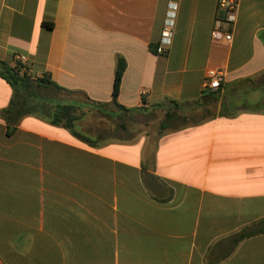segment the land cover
<instances>
[{"label": "crops", "instance_id": "1", "mask_svg": "<svg viewBox=\"0 0 264 264\" xmlns=\"http://www.w3.org/2000/svg\"><path fill=\"white\" fill-rule=\"evenodd\" d=\"M219 3L0 0V61L24 56L84 111L74 129L37 115L12 127L0 76V264H264V0H238L234 23ZM218 18L231 42L212 37ZM211 69L226 75L217 91ZM156 110L162 130L168 113H205L139 135Z\"/></svg>", "mask_w": 264, "mask_h": 264}, {"label": "trees", "instance_id": "2", "mask_svg": "<svg viewBox=\"0 0 264 264\" xmlns=\"http://www.w3.org/2000/svg\"><path fill=\"white\" fill-rule=\"evenodd\" d=\"M127 68L125 59L117 61L116 76L113 90L112 104L124 108L118 103L122 80ZM0 76L12 87L13 96L1 116L10 125L16 126L25 116L37 115L50 119L52 123L74 129L76 121L82 117L84 111L67 102L64 97L65 89L57 85L47 76L36 77L30 73L29 68L17 61L15 66L0 61ZM174 103V101H171ZM95 106H104L102 103H92ZM174 115L167 114V121L172 122ZM168 127L163 125V129ZM80 137L84 138L82 135ZM264 230V228H262Z\"/></svg>", "mask_w": 264, "mask_h": 264}, {"label": "built area", "instance_id": "3", "mask_svg": "<svg viewBox=\"0 0 264 264\" xmlns=\"http://www.w3.org/2000/svg\"><path fill=\"white\" fill-rule=\"evenodd\" d=\"M219 8L226 12V20L229 23H234L236 21L237 11H238V0H220ZM177 18V6L171 5V8L167 12L166 20L164 23V28L162 32V37L160 44L157 48L158 54H165L168 50V47L171 46L174 36V29L176 26ZM222 22L221 19H216L213 35L212 37L217 39H224L226 42H231L233 40L232 34H227L222 31ZM18 61L23 63L26 66V58L19 57ZM226 80V75L223 71L217 69H211L207 72L205 89L208 91H217L219 90Z\"/></svg>", "mask_w": 264, "mask_h": 264}, {"label": "rangeland", "instance_id": "4", "mask_svg": "<svg viewBox=\"0 0 264 264\" xmlns=\"http://www.w3.org/2000/svg\"><path fill=\"white\" fill-rule=\"evenodd\" d=\"M203 113L205 112H195L194 114L188 115L180 113V116H177L176 119L170 123V127L165 130H162L160 126L161 123L166 120L165 111L156 110L150 114H140L137 118V123L134 122L133 124H137L139 135H148L150 136V139L154 140L161 136L163 133H167L176 128H181L183 126H188L200 122L202 120L201 115H203Z\"/></svg>", "mask_w": 264, "mask_h": 264}]
</instances>
